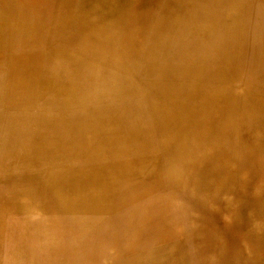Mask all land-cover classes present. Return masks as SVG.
<instances>
[{
	"label": "rangeland",
	"instance_id": "374dc122",
	"mask_svg": "<svg viewBox=\"0 0 264 264\" xmlns=\"http://www.w3.org/2000/svg\"><path fill=\"white\" fill-rule=\"evenodd\" d=\"M167 1L129 0L127 10L130 12L125 11L117 17V24L113 23L114 16H104L101 11H98L100 17L97 12L86 13V0L31 2L29 6L51 8L43 19L29 10L22 11L24 7L29 9L28 0L8 1L13 18L0 20V264H88L78 256L75 259L69 251L70 229H78L79 221L69 223L68 228L54 235L61 247L49 253L47 243L53 239L50 215L37 211L21 213L23 211L5 197L7 190L23 185L33 187V194L37 195L36 181L29 174L54 176L56 171L62 170L58 162L47 164L50 160H41L38 165L36 161L16 159L19 152L2 156L1 146L4 142L6 146L7 127L24 129L28 126L25 120L27 122L35 115L61 117L77 111L93 115L108 110L117 111V161L151 154L159 159L160 188L138 197L135 203L143 215L161 218L157 224L148 220L150 223L155 226L161 223L168 235L177 233L164 242L166 246H181L183 264H211L218 259L224 262L222 258L227 264H247V255L233 240L231 225L233 214L246 221V201L253 195L252 181L263 174L256 154H264V112L255 107V102L259 97L264 100V64L255 39L260 16L264 22V0H227L226 3L185 0L177 8L174 6L175 10L166 4ZM231 3L245 7L243 19L229 25L231 33L238 35L235 44L228 49L233 53V63L223 62L219 75H215L218 59L219 62L225 60L221 32L212 33L214 36L204 35L178 26L195 22V16L205 12H221ZM164 19L168 21L161 23ZM96 21L99 30L86 38L85 34L89 32L85 28ZM101 26L108 35L100 32ZM96 39L101 41L100 44H94ZM102 50L108 53L99 56ZM132 52L137 55L133 59L120 57L121 54L132 55ZM203 59H207L206 64L200 63ZM212 59L216 60L210 63ZM91 67L98 69L95 76L87 72L93 71ZM200 69H203L202 74ZM205 70H209V74H203ZM117 75L126 77L132 86H122L124 81L117 82ZM84 94L89 98L84 99ZM47 100L52 103L48 104ZM63 100L68 102L63 104ZM132 108H139L141 112H133ZM197 108L201 109L193 112ZM167 110L185 119L189 130L169 126ZM206 118L210 125L207 130L200 126ZM148 123L152 124L147 129L151 143L138 145L137 138L142 137L133 136L130 129L133 126L143 129ZM204 133L206 140L196 142V137ZM20 146V152H23L28 145L23 141ZM144 149L145 153L138 152ZM94 152L98 151L92 150L89 154ZM188 162L195 165L191 174L185 176ZM248 173L249 176H244ZM188 183L195 184L192 191H188L191 189L186 185ZM217 183L224 187L219 192ZM190 199L213 200L217 205L201 209L197 204H189ZM155 200L163 206L153 207ZM200 216L203 223L197 219ZM41 219L47 224H42ZM100 227V237H77V247L86 241L93 243L98 255L93 257L91 264H113L116 257L104 254L108 252L105 246L108 225L101 224ZM36 243L40 245L36 246ZM130 256L128 253L117 255L126 259Z\"/></svg>",
	"mask_w": 264,
	"mask_h": 264
},
{
	"label": "bare ground",
	"instance_id": "6f19581e",
	"mask_svg": "<svg viewBox=\"0 0 264 264\" xmlns=\"http://www.w3.org/2000/svg\"><path fill=\"white\" fill-rule=\"evenodd\" d=\"M8 1L9 0H0V20L2 21L9 20L10 17L13 18V16L11 15V10L8 9ZM37 1L38 0H28L29 9H27V7H24L25 9H22V11L29 10V12L35 13L36 16L42 17L43 19L51 12V8H49V6H38L37 8L36 6H29L32 5L31 2L35 4ZM128 1L129 0H101L100 2V0H86V13H98V11H101L104 16H114L113 23L117 24V17H120L125 11H128ZM144 1L146 2L148 0ZM162 1L164 2V0ZM184 1L185 0H168L166 4L173 8L174 6L177 8V6L183 3ZM200 1L201 0H194L195 3ZM221 1L223 3L227 2V0ZM45 3L48 4L47 2ZM244 8L245 7L241 4H227V6L223 7V10L221 12H205L202 16H195V22L178 26L179 28H185L189 31H199L204 35L214 36L217 31L221 32V37H223L221 40V44L224 53L223 58H225V60L219 62L218 59V63L216 62V71L214 72L215 75H219V72L221 70L220 65L223 62H227L228 65H231L233 63V53L231 54L228 49L231 47V44H235L238 35L231 33L229 25L235 20L242 21L241 19H243L242 13L244 12ZM18 12H20V10H18ZM128 12H130V10ZM99 14L100 13L96 15L99 16ZM105 20L106 19H104V21ZM258 20V35L256 36L257 38L255 40L257 46H259V57L263 60L264 64V22L262 21L261 16ZM167 21L168 19H164L160 22L165 23ZM203 22H205V24H203ZM85 29V31L89 32L85 34L86 38L92 37V33L96 30H99L97 21L89 24L88 27H86ZM100 29V32L103 33V35L105 33L106 35H108V32H106L103 27ZM118 34L116 35L118 36ZM113 39L117 40V37H114ZM138 39L139 38H137V40ZM100 42V40L96 39L94 44L98 45L100 44ZM135 45H137V42L135 43ZM260 48L262 49L260 50ZM101 53L107 54L108 51H99L98 55L102 56ZM93 54L97 53L94 52ZM131 54L132 55L128 54L124 56L121 54L120 57L122 59L128 60L129 58L133 59L136 54L135 52H132ZM98 55L96 57H98ZM54 57L58 58L59 56ZM113 60L115 63H117V58H114ZM206 60L207 59L200 60V63L206 64ZM215 60L216 59H212L210 63L214 62ZM91 69L93 71L89 70L87 72L95 76L94 72H97L98 69H96V67H91ZM200 71L202 74L203 69H200ZM203 74H209V70H205ZM115 78L117 82L124 81V84L122 85L124 87L132 86L130 81L126 79V77L117 75ZM204 82L206 81L204 80ZM252 82H249V84H251ZM123 90L124 89H121V92H123ZM115 91L117 92V89ZM86 98L88 99L89 96L84 94V99ZM49 102L51 101H48V104ZM67 102L68 101L65 100L62 101L63 104H66ZM255 107L259 111L264 112L263 97L257 98L255 102ZM132 109L133 112H141L139 108ZM199 109L201 108L193 109V112ZM218 111L219 107H217V112ZM70 113L71 112H69L68 114ZM94 113L93 115H91L92 113L84 114L81 111H77L75 113H71L68 116L61 117H38L37 115H35L34 118H26L27 122L25 120V123H27L28 125L26 127L27 129L23 127L26 130H12L10 127H7L8 130L6 131L5 136L6 146L5 142L3 143L4 145L1 146L3 147L1 151L2 156L4 155L6 157L13 153L19 152L17 154L16 159L18 158L20 160L26 161L31 160L33 162L36 161L38 165L41 160H45L47 162L50 160L47 164H52V161L58 162L57 165H61L62 170L56 171V174L54 176L48 173L46 175L30 173L29 176L31 177V179L36 181V189H39L37 195L33 194V187L23 185L22 187H17L14 189L10 188L6 191L5 197L9 199L8 202H11L12 205H15L14 207L19 210H22L23 212L21 213H24V211L32 213L37 211L40 213L45 212L50 215L49 221H51L53 225L49 227L51 228V230H53V233L51 232L53 239L52 241L49 240V244L47 243V246L49 247V253H54L59 250V247H61V245L58 244V242L56 241V238H54V235L57 236L58 231L68 228L69 223L71 224L74 221H79L80 226L78 229H70L71 234H69V237H71L70 247L72 250L69 248V251H71V256H73L74 258L78 256L80 257V260L88 262V264H91V260L95 259L93 257H96L98 255L96 247H94L93 243H88L87 241L79 244L77 247L75 239L77 237L81 238L83 235L90 239H94L96 236L100 237L99 233L101 232V224H103L104 226L108 225L109 231L107 234V242L105 243L106 248L108 247V252L106 251L104 254L116 257L113 264H183L184 255L181 254V246L179 244H172L171 246H166V244L164 243L167 242L168 238L171 239L172 236H175L177 233H172L168 235L166 232H164L166 228L164 225L162 226V224L160 223L158 226H155L154 224L148 221H154L157 224L158 222H161V218L157 216H152L151 218H149V216H147L146 214L143 215L139 209H136V206L138 205H136L135 201L138 199V197H141L148 192L156 191L161 186V177L159 174L160 165L158 157H156L155 154H151L145 156L143 155L136 159L133 158L134 160L120 158L117 161V157L115 156V154L117 153V135L119 134H117V111L115 112L114 110H108L105 112L98 111ZM130 116H132V114ZM130 116H126L125 118H130ZM166 119L169 126L172 125V127L178 129L180 128L181 130H189L187 129L188 126L186 125L187 121L177 116L176 113L171 110H167ZM150 125L152 124H146V128L143 129H135L133 128L134 126L130 129V133H132L133 136L142 137L137 138L138 145H141L142 143L144 145H148V143H151V139L150 137H148L147 134V129ZM200 126L202 129L207 130V128L210 126L207 122V118L200 123ZM206 137V133L200 134L196 137L195 140L196 142H202L203 140H206ZM23 141H25L28 146L27 148L22 149L23 152H20V144ZM92 150L98 151L96 152L97 154L95 152L94 154H89V152ZM188 151L189 153L193 154L192 150L188 149ZM138 152L145 153L146 149H144L142 152L138 150ZM256 159L259 160L260 165L262 166L263 170L261 171V174L262 172L263 174L261 175L262 178L260 177L258 180L255 179L252 181L253 195H250L248 197V200L246 201L248 205L247 219L246 221H243L240 219L241 216L238 217L237 215L233 214L231 225L233 228V240L236 245H239L242 252L247 255V264H264V154L257 153ZM194 165L195 163L188 162L185 167L186 172L183 175L189 176ZM244 176H249V173L248 175L244 174ZM176 182L179 183L177 180ZM186 185L190 186L189 188H191L188 189V191H192L195 188V184L193 183H188ZM215 186L217 187L218 192L224 188L221 183H217ZM189 204H192V206L193 204H197V206L201 207V209L213 206L216 207L217 205L216 203H213V200H209L208 202H206L202 200L197 201V199H190ZM154 206H157L159 208L163 205L162 203L160 204L157 200H155L153 207ZM148 212H150V210ZM233 213L235 212L233 211ZM87 215H91V217H88ZM197 219H200V221L202 222L201 216ZM43 221L44 220L41 219V223ZM39 223L38 225L40 226ZM42 224L46 225L47 223L43 222ZM60 233L63 234V232ZM28 236L29 235H27V237ZM10 242L11 241H9V243ZM37 244L39 243H36V246ZM121 253H128L131 254V256L127 259L125 257H117V255H120ZM5 254L7 255V253ZM30 254L31 253H29V255ZM105 258L106 257H104V259ZM8 259L13 260L11 258ZM42 259L43 258H41V262H43ZM222 259L224 260V262H221V259H218L219 261H215L211 264H227L225 259ZM35 262L37 263V261ZM74 264H76V262ZM198 264L207 263L198 262Z\"/></svg>",
	"mask_w": 264,
	"mask_h": 264
}]
</instances>
